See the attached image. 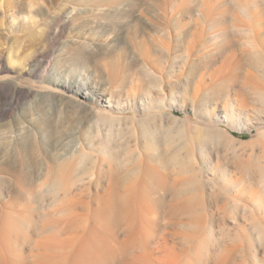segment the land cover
Segmentation results:
<instances>
[{
  "label": "rangeland",
  "instance_id": "374dc122",
  "mask_svg": "<svg viewBox=\"0 0 264 264\" xmlns=\"http://www.w3.org/2000/svg\"><path fill=\"white\" fill-rule=\"evenodd\" d=\"M7 1L9 12L0 6L1 74L19 78L24 92L0 99V264H264L257 227L264 228V134L244 119L218 121L223 106L206 91L221 102L223 78H212L210 68L189 79L175 57L191 31H211L200 19L224 15V0H56L48 11L31 0L32 24L21 18L29 0ZM67 3L74 9L46 46L43 32L56 28L55 13ZM171 6L181 28L169 42L161 32L169 21L148 29L145 22L149 7L169 20ZM134 43L139 55L178 61L155 107L143 106L141 95L133 105L107 103L100 93L78 104L53 92L57 79L94 85L108 69L116 86L135 83L125 71H139L141 60L131 67L115 56L128 55ZM45 49L51 61L41 71ZM249 81L264 91V79ZM171 90L186 91L185 99ZM256 125L264 133V118ZM204 127L213 138L199 142L196 129Z\"/></svg>",
  "mask_w": 264,
  "mask_h": 264
},
{
  "label": "bare ground",
  "instance_id": "6f19581e",
  "mask_svg": "<svg viewBox=\"0 0 264 264\" xmlns=\"http://www.w3.org/2000/svg\"><path fill=\"white\" fill-rule=\"evenodd\" d=\"M101 1L115 3L116 5L122 2L120 0ZM40 2L41 5L48 11L51 5L56 2V0H40ZM98 2H100V0H98ZM127 2L128 1L124 3ZM128 4L129 3H127V5ZM10 5V2L7 0L3 3L0 2V6L5 10V12H9L11 10ZM35 5V1H27L28 10L24 13H21V18L24 21L27 19L31 24L36 23L32 13V8ZM125 7L128 6L124 5V9ZM69 8L74 9V7L70 3L65 4L63 7H59V11L55 13L56 28L53 29L52 26H48L47 28H45L42 39L46 41V46H48V43L50 44V42H47V40L51 34H61L63 29L62 25L65 22L64 20H62L61 22V19H63L64 17L69 18L71 13V10H68ZM128 9H130V7H128ZM170 10L171 14L169 15V20H166V16L161 11L155 13L154 8L149 7L148 12L150 14L148 15L147 21L145 22L146 29H148L149 27H155L157 22H162V20L169 21L166 28H161L163 36H165V38L169 42L171 41V39H177L180 36L179 29L181 28V26L178 25V22L180 21L178 14L176 12H173L174 8L172 6L170 7ZM141 12L143 13V11H140L139 19H141L142 16ZM212 16H204V19H200L203 22L199 25V27L208 28L211 31L208 30L209 32H206L205 29H202L200 30L201 34L196 30L191 31L189 36H187V46L183 51L182 56L175 57L179 58L178 60L180 61V66L183 68L185 67L188 70L186 75L189 79H192L194 76H196L197 80H201L204 77L205 72L210 68H214L215 70V74L211 76L212 78H223V80H221L223 81V83H219L220 87L224 84V97L221 102H219L221 98H219L218 95H216L218 96L216 97L215 93L212 92L213 90H210L209 92L206 91L207 93L205 92L207 98H209L214 104L218 103L223 106V114L216 115L218 121H225L228 125H232L233 122H236L237 125H239L238 123L240 122V120L244 119L247 121V124H251L252 127L255 126L260 134L263 135L264 133L260 130L261 128L259 127V125H256V123L262 122L264 118V91L256 88L257 83L249 80H254L255 78L264 79V0H224V15L223 12H221ZM115 17L119 18V16ZM121 17L122 16H120V18ZM143 32H139L138 37H141L139 40L137 39V41H141V43L144 39ZM202 34H207V36ZM189 37H191V39H189ZM198 37H200L201 39H199ZM134 40H136V38H134ZM47 49L43 51L40 57V64L38 67L41 71H45L51 61V54L47 51ZM162 52L169 53V49L167 47H163ZM115 56L120 60L123 56L125 59L127 58V61L130 62L128 64L131 65V67H133V65L135 64L137 65L141 60V68L139 71H125L128 75L134 76L135 83L131 82L128 87L122 85L116 86L114 83L117 79L114 77V73H111L110 69H108L109 72H107L106 75H98L99 81L94 85H91L88 82L70 80L62 81L60 79H57L55 84L56 86H58V89L55 88L54 91H52L57 92L61 96V100L68 102L73 99L78 104H80V99H97L98 93H100L102 96H105L104 100L107 103H109L111 100L116 99L117 104H121L122 99H125L124 101L133 105L137 101V98L134 99V97L141 95L139 99L143 102V106L155 107L156 105H154V103L157 104L161 101L162 98V85H167L170 83L168 81V72L173 71L172 67H174V65H176L178 61L175 60L176 62L174 64L172 63L174 61L168 62L164 54H162L161 57H155L154 55L150 54L142 55V53L141 55H139L136 50L135 43L133 44V49L128 51V55L127 53L120 50L115 53ZM216 62H218V64ZM2 70H6V66H1L0 64V99H9L12 101L13 98L24 92L22 88L23 86L19 84L16 79H14L17 78L16 76H4L3 74H1ZM104 72H106V70ZM17 80H19V78H17ZM237 84L240 85V88H236ZM192 85L194 84L192 83ZM184 88H186V86ZM218 88L219 87H217V89ZM223 88H220V90H223ZM199 91L200 88L194 87V95H198ZM204 91H202L201 94ZM185 92L186 91L182 92L180 90H177L175 92L171 90L170 93H174V96H180L184 98L183 96L186 94ZM133 99L134 102L132 101ZM230 99H234L236 101L238 105L237 108L233 107L234 104ZM183 101L184 100L182 99V102ZM248 104H252V107L249 108ZM155 111L156 110H153V112ZM159 112H157V114ZM150 114L148 113L149 117L153 115L152 114L150 116ZM153 116L155 117V115ZM101 117L102 115H100L98 118ZM105 117L106 115H103V118ZM109 118L110 120L113 119V117ZM143 119L140 121L142 122ZM142 125L144 126V121ZM196 130V133L199 136V142H205L206 140L213 138V134L208 131L207 127L199 128ZM143 131H145V128ZM150 131L151 130H147L148 135H146V132H143V134L146 133L145 135L148 138ZM79 155L81 158H86L88 156L84 151H80ZM159 201L160 200H158V202ZM118 207L119 205H117V208ZM257 227H259L258 233L259 235H261L260 237L263 236L264 238V235H262L264 234V228L259 226V224H257ZM151 254H154V251H152Z\"/></svg>",
  "mask_w": 264,
  "mask_h": 264
}]
</instances>
